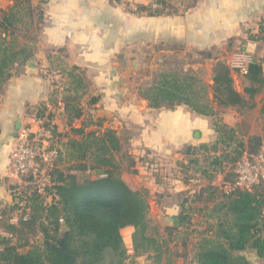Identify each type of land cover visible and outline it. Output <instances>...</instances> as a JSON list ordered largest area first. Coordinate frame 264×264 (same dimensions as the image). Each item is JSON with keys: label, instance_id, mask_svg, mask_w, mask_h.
<instances>
[{"label": "crops", "instance_id": "0c3cea01", "mask_svg": "<svg viewBox=\"0 0 264 264\" xmlns=\"http://www.w3.org/2000/svg\"><path fill=\"white\" fill-rule=\"evenodd\" d=\"M6 1L8 10L12 2ZM168 1L30 0L42 12L35 53L24 65L11 69L0 93V210L18 202L19 192L30 186L29 180L9 172L10 154L22 127L36 130L34 121L39 119L36 112L43 106L46 113L54 114L52 122L59 134L55 138L61 139L60 142L69 137L78 138L70 128L113 129L122 147L126 146L135 160L137 172L132 174L123 169L121 174L131 189L144 187L139 182L142 172L146 174L158 167L155 160L164 158L176 174L173 180H179L181 171L176 165L182 158V148L208 142L215 134L207 117L193 113L184 104L152 108L140 94L152 86L151 74L154 72L155 76L173 60L178 62L181 72L196 73L200 83L206 86L210 103L213 102L210 80L213 66L224 60L234 89L248 106L254 104L249 107L254 114L253 122H249L251 118L245 120L247 137H263L262 120L258 118L261 124L258 129L253 124L264 100V85L250 98L255 87H250L246 74L233 68V61L238 57L244 59L247 67L252 61L260 62L264 72V0H196L184 10L154 16L136 10L138 6L162 8ZM73 68L82 73L87 86L80 99L81 116L68 122L62 94L68 86L66 72ZM214 105L217 108L215 101ZM219 109L222 122L237 133L244 122L240 107ZM17 121L19 129L15 127ZM96 121L101 124L97 126ZM188 173L191 174L189 170ZM166 178L163 175L154 184L164 182L163 179L169 181ZM190 180L182 179L180 185L184 189L180 192L191 193L207 183L191 190ZM199 180L203 181L202 177ZM157 201L154 200L156 204ZM164 209L166 214L171 211V220L179 212L178 203ZM121 231L122 235L123 231L128 232L130 242L126 243L132 257L133 228L126 226ZM140 256L133 257L134 262Z\"/></svg>", "mask_w": 264, "mask_h": 264}, {"label": "trees", "instance_id": "16d2710c", "mask_svg": "<svg viewBox=\"0 0 264 264\" xmlns=\"http://www.w3.org/2000/svg\"><path fill=\"white\" fill-rule=\"evenodd\" d=\"M12 1L9 10L0 17V93L11 69L24 65L35 53L34 46L19 45L14 36L22 22L21 10L26 9L25 15L31 20L35 8L30 0ZM165 7L138 6L136 10L154 16L168 13L161 10ZM39 20H42L41 10ZM74 70L66 72L68 86L63 88L62 94L68 122L81 116L80 99L87 86L86 79ZM212 75L213 100L218 105L243 107L247 104L234 89L224 60L214 63ZM156 77L155 86L142 93L150 107L173 108L184 104L197 115L214 118L212 140L182 148V154L189 156L187 163L181 165L182 179L187 182L192 173H199L208 182L194 192L178 193L179 212L174 216V224L165 226L168 237L189 228L192 213L197 211L194 203L213 201V195L220 192L222 198L214 204L211 214L216 219V238H202L191 264H251L242 253L247 249L264 261L262 184L251 191H223L226 184L235 180V163L244 153H258L264 137L252 135L244 142L234 128L217 118V113L205 100L206 87L200 84L194 71L181 72L177 66H166ZM245 77L250 87H255L251 98L264 85L261 63L252 61ZM260 113L264 116V100ZM36 116L44 118V126L51 130L54 138L59 135L55 124H51L52 112L46 113L43 106ZM95 124L101 123L96 121ZM70 131L78 138L69 137L64 142L56 139L57 155L48 171L50 184L44 191L37 192L30 185L19 192L18 202L0 210V264H126L133 263V257L140 255L152 259L151 264H161L162 254L168 249L166 244L161 249L159 240L149 231L147 192L131 189L121 177L123 169L132 174L137 172L134 157L123 150L111 128L85 131L82 126ZM29 136L33 139V134ZM202 160L205 165H194ZM230 163L232 168L226 171ZM191 167L194 172L190 174ZM98 172L106 176L98 177ZM224 172L226 177L220 188L209 182L216 173ZM22 179L28 181L31 176L23 175ZM18 209L21 214L14 223L10 213ZM126 226L133 228L132 257L121 231Z\"/></svg>", "mask_w": 264, "mask_h": 264}, {"label": "rangeland", "instance_id": "374dc122", "mask_svg": "<svg viewBox=\"0 0 264 264\" xmlns=\"http://www.w3.org/2000/svg\"><path fill=\"white\" fill-rule=\"evenodd\" d=\"M196 0H169L167 2V5L165 8L161 9L164 12L168 13H174L179 10H184L190 6H192L195 3ZM12 3H10L9 8L12 6ZM7 1L6 0H0V17L4 12H7ZM31 5L35 8L32 14L31 20L28 19V17L25 15L26 9L21 10L20 16H22V22L18 24V29L15 31V41L17 44H23L26 43L30 46H35V43L37 41V37L40 33L41 29V22L39 20V12L40 7L39 5L35 6L31 3ZM6 9V10H5ZM178 62L176 60H173L170 66H177ZM169 66V65H167ZM230 70V69H229ZM75 73L82 75L81 72H77L74 70ZM156 75L154 76V72L151 74L150 81L152 82V85L154 84V80H156ZM201 84V83H200ZM197 85V84H196ZM195 86V85H194ZM199 86V84H198ZM206 87V86H205ZM144 91L140 92V94L144 93ZM246 93V91H244ZM208 104L212 107V109L217 113V118L220 117V109L224 106L218 105L217 108L214 105V100L212 103H210L211 99H208L206 96V99ZM249 103H247L245 106L240 107L241 114L244 116V122L242 123V127L238 128L237 134L242 138L244 142L247 141V139L252 136L249 135L247 137V125H246V119L251 118L249 120L250 123L253 121V116L251 113V109L248 106ZM215 108V109H214ZM250 109V110H249ZM256 116V122L253 124L256 129L260 127V122L258 121V118H260L263 122L262 126V132L264 133V116L259 112ZM260 114V115H259ZM210 121V126L212 127V121L214 118H208ZM71 135V133L69 132ZM69 137V136H68ZM77 137V136H76ZM264 137V135H263ZM61 140V139H60ZM126 147V146H125ZM123 148V150H127L126 148ZM152 156V155H151ZM152 158V157H151ZM157 158V157H156ZM201 158V157H200ZM189 159V156L182 155L181 160H178V164L176 165L178 171H182L183 168L181 167L182 164L187 163ZM157 162L158 167L153 168L149 171H147L146 174H144V171L142 169V177L140 184L144 187H139L140 190H144L147 192V202L149 204V211H148V217H149V231L154 233V236L159 240L161 244V249L164 248V245L166 244V248L168 249L165 254H162L161 258V264H191L195 260V253L198 249L199 244L202 241V238L207 239H215L214 230H215V222L216 219L211 216L213 214L212 209L214 207V204L218 202L222 197L220 196V192H216L213 195V201H202L199 200L196 203H194V208L197 210L192 213V222L189 228L185 229L181 233H173L171 237H168V230H165V226L173 224L174 219H170V210L168 211L169 214H166V210L164 207H174V204H177L179 201V190L184 189V187H181L180 183L182 181L181 173H179V180H173L174 179V173L171 171V165H168V161L166 158L164 160H155ZM206 163L202 160L199 164L194 165H205ZM154 165V163H153ZM234 167V166H233ZM232 163L228 164L226 167V171L231 170ZM156 169V171H153ZM163 169V170H162ZM189 172H194L192 167L189 169ZM79 174V173H78ZM178 174V173H177ZM165 175V177L169 178L168 180H164L162 183H158L157 185L154 184V181L157 182L159 179L162 178V176ZM149 178H148V177ZM225 172L224 173H216L214 178L211 182L214 186L217 188H220L223 179L225 180ZM166 178V179H167ZM200 174L199 173H192L190 180V184L188 188L191 190L198 188L201 186V183L208 182L207 179H203V181L199 180ZM146 180L151 181V184L145 183ZM156 185V186H154ZM154 187L155 190H154ZM158 200L157 204L154 202V200ZM181 199V198H180ZM157 205V206H156ZM12 216L11 221L16 222L19 215L21 214V210H16L15 212L10 213ZM123 237L125 241L129 244V236L128 232L123 231ZM185 239V245H182V241ZM36 241V239H34ZM129 252V251H128ZM251 262V264H264V261L260 258H258L255 253L252 250H245L242 252ZM152 259L147 258L145 255H141L139 258H137V261L134 263L129 264H151Z\"/></svg>", "mask_w": 264, "mask_h": 264}, {"label": "built area", "instance_id": "2783aa9c", "mask_svg": "<svg viewBox=\"0 0 264 264\" xmlns=\"http://www.w3.org/2000/svg\"><path fill=\"white\" fill-rule=\"evenodd\" d=\"M248 62L244 59H235L233 68L243 75L247 73ZM36 130L22 127L17 135L15 146L10 154L9 172L22 177L30 175L28 181L37 192H43L45 186L50 184L48 171L53 159L57 155L56 138L50 129L45 128L44 119H36ZM53 124V123H51ZM33 134V139L30 138ZM89 172V169H87ZM235 180L223 187L224 192L232 190L251 191L255 186L262 184L264 190V138L261 149L256 154L244 153L235 163ZM98 177H105L104 172H98Z\"/></svg>", "mask_w": 264, "mask_h": 264}, {"label": "water", "instance_id": "95a60500", "mask_svg": "<svg viewBox=\"0 0 264 264\" xmlns=\"http://www.w3.org/2000/svg\"><path fill=\"white\" fill-rule=\"evenodd\" d=\"M111 74L114 76L115 75V72L112 71ZM129 74H131V72H129ZM210 80L213 83V75L210 76ZM116 96L118 97L119 100H122L123 99L119 93H117ZM15 127H16V129H19L20 128V122L19 121L16 122Z\"/></svg>", "mask_w": 264, "mask_h": 264}]
</instances>
